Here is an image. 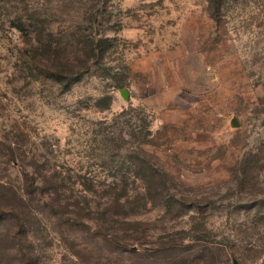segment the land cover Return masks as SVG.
Returning <instances> with one entry per match:
<instances>
[{"label":"rangeland","instance_id":"1","mask_svg":"<svg viewBox=\"0 0 264 264\" xmlns=\"http://www.w3.org/2000/svg\"><path fill=\"white\" fill-rule=\"evenodd\" d=\"M211 5L0 2V135L18 137L54 165L67 160L106 179L108 170L86 160L101 152L98 121L135 107L151 122L149 155L169 174L162 188L128 185L151 193L131 223L118 222L133 230L140 254L109 253L86 232L74 242L43 230L37 232L43 264H264V0H229L218 19ZM86 33L111 38L110 56L69 89L33 63L55 58L50 44L76 43ZM108 64L111 75L127 76L126 87L107 78ZM37 72L40 82L31 74ZM10 170L16 175L19 167Z\"/></svg>","mask_w":264,"mask_h":264},{"label":"trees","instance_id":"2","mask_svg":"<svg viewBox=\"0 0 264 264\" xmlns=\"http://www.w3.org/2000/svg\"><path fill=\"white\" fill-rule=\"evenodd\" d=\"M209 1L213 4L211 7L214 6L212 16L220 18L224 4L229 0ZM18 22L21 30L28 32L24 23ZM84 35V39L76 43L59 42L55 47L50 44L55 58H35L33 63L42 70V74L69 89L84 72L105 62L113 46L109 37L97 38L93 33ZM63 52L65 55H61ZM125 66L128 69L129 66ZM105 68L107 78L117 81L116 87L124 88L129 84L127 76L111 75L109 69L113 67L109 64ZM31 74L41 81L39 72ZM104 97L108 99L105 106L109 107L112 96ZM141 113L143 111L130 107L110 121H98V124H103L96 138L101 152L88 155L86 160L108 170L112 176L107 175L106 179L92 175V171L87 173L76 169L67 160L54 165L34 152L30 153L18 137L0 135V264H43L37 234L43 230L62 232L63 239L74 242H77L80 232H86L106 246L109 253L116 252L129 259L140 254L142 248L133 241V230L122 229L118 222L131 223L132 216L139 212L138 207L147 208L152 202L151 193L150 190L135 193L128 185L143 181L162 188L169 180L165 167L155 162L146 148L154 140L151 122ZM135 117L141 123L134 122ZM134 141H137L136 148H131ZM129 142L131 144L127 146ZM135 152L136 157L133 155ZM12 166L19 167L16 175L10 170ZM116 168L120 171H114ZM101 196H105L104 199H97ZM141 198L142 201L139 200ZM79 250V247L73 248V254L80 255ZM81 264L88 263L81 261Z\"/></svg>","mask_w":264,"mask_h":264}]
</instances>
